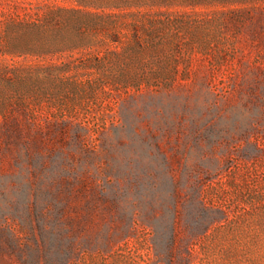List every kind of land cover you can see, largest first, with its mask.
I'll list each match as a JSON object with an SVG mask.
<instances>
[{
    "label": "rangeland",
    "instance_id": "374dc122",
    "mask_svg": "<svg viewBox=\"0 0 264 264\" xmlns=\"http://www.w3.org/2000/svg\"><path fill=\"white\" fill-rule=\"evenodd\" d=\"M0 264H264V0H0Z\"/></svg>",
    "mask_w": 264,
    "mask_h": 264
}]
</instances>
